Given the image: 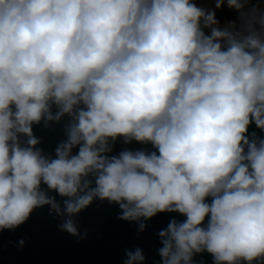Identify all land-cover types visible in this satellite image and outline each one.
I'll list each match as a JSON object with an SVG mask.
<instances>
[{"label": "clouds", "instance_id": "clouds-1", "mask_svg": "<svg viewBox=\"0 0 264 264\" xmlns=\"http://www.w3.org/2000/svg\"><path fill=\"white\" fill-rule=\"evenodd\" d=\"M95 201L183 217L153 264H264V0H0V232L48 206L84 240Z\"/></svg>", "mask_w": 264, "mask_h": 264}, {"label": "water", "instance_id": "water-1", "mask_svg": "<svg viewBox=\"0 0 264 264\" xmlns=\"http://www.w3.org/2000/svg\"><path fill=\"white\" fill-rule=\"evenodd\" d=\"M254 129V125H253ZM35 134L42 137V146L52 151L62 137L60 125L53 129L36 126ZM122 147L137 148L133 142L123 145L118 142L116 151ZM119 208L107 202L95 201L79 214L80 229H88V236L77 241L66 232L57 229V221L48 213V206L36 209L30 219L15 231L0 232V264H122L125 248L141 247L146 256L145 264L158 260L157 248L160 241L159 230L165 228L176 213H160L146 222L143 232H138L136 222L117 219ZM24 238V247L18 248L16 242ZM197 264H212L207 253L195 257Z\"/></svg>", "mask_w": 264, "mask_h": 264}, {"label": "bare ground", "instance_id": "bare-ground-1", "mask_svg": "<svg viewBox=\"0 0 264 264\" xmlns=\"http://www.w3.org/2000/svg\"><path fill=\"white\" fill-rule=\"evenodd\" d=\"M208 3L211 4V0H208ZM232 15H234V13L230 12L227 8L223 9L222 11H217V16L222 20L224 17H230Z\"/></svg>", "mask_w": 264, "mask_h": 264}, {"label": "built area", "instance_id": "built-area-1", "mask_svg": "<svg viewBox=\"0 0 264 264\" xmlns=\"http://www.w3.org/2000/svg\"><path fill=\"white\" fill-rule=\"evenodd\" d=\"M201 0H198V2H200Z\"/></svg>", "mask_w": 264, "mask_h": 264}]
</instances>
